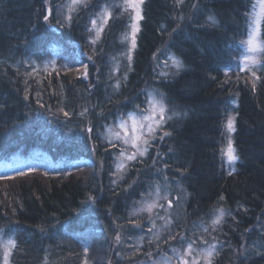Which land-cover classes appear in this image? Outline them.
<instances>
[{"label": "trees", "instance_id": "trees-1", "mask_svg": "<svg viewBox=\"0 0 264 264\" xmlns=\"http://www.w3.org/2000/svg\"><path fill=\"white\" fill-rule=\"evenodd\" d=\"M67 2L51 0L55 19L49 23L43 20L45 0H0V170L9 169L0 173V228L5 238L17 241L10 264H130L145 252L161 253L162 247L171 256L167 247L181 245L164 243L169 232L198 238L197 226L209 223L210 210L218 207L230 215L209 234L210 243L219 242L212 264H264V255L255 254L264 253V54L261 75L253 82L239 60L253 0H144L130 64L120 56L128 48L121 42L127 15L116 18L114 11L93 50L86 28L99 10L95 5L104 0H88L90 6L73 15L71 27H60L55 21L63 19ZM209 15L217 26L206 24ZM165 45L185 67L162 80L156 78L154 54ZM111 57L119 59L120 71L109 79ZM116 79L119 92L112 87ZM145 88L165 93L169 106L182 115L168 125L171 135L154 141L143 162H133L113 186L117 149L104 141L105 126L141 104ZM85 108L86 118L79 115ZM232 110L239 156L234 172L220 151ZM157 151L162 157L153 166ZM164 164L168 188L179 183L185 200L181 217L172 215L160 241L150 244L151 226L135 228L127 215L150 182L160 183L157 169ZM117 224L123 226L120 244L114 240ZM140 237L142 246L132 252Z\"/></svg>", "mask_w": 264, "mask_h": 264}, {"label": "snow or ice", "instance_id": "snow-or-ice-1", "mask_svg": "<svg viewBox=\"0 0 264 264\" xmlns=\"http://www.w3.org/2000/svg\"><path fill=\"white\" fill-rule=\"evenodd\" d=\"M183 0H177V3H182ZM144 0H120V3H116L115 0H104V3L96 4L95 7L98 11H94L89 18L90 27L86 28L88 32L89 44L93 46L96 45L97 41L100 40L105 27L108 25L109 21L114 18V11L116 13V18L127 15L128 18V31L121 34V42L128 45L127 51L120 53L121 57L127 59L131 62L132 52L137 47V34L141 31L140 21L143 20L142 15V5ZM46 4V14L43 15V20L50 23V17H52V6L51 0H45ZM90 5L88 0H69V3L65 4L63 8H66V13L61 12L63 19H56V24L60 27H71L73 20V15L81 8H88ZM194 7H199V5H194ZM253 13L251 15L256 16L257 19L255 23L259 24V16H264V0H256V3L252 5ZM259 9V13L255 12V9ZM55 19V17H52ZM179 20H183L184 17L181 15L178 17ZM206 24L209 26H217L218 22L214 16L209 15L206 19ZM163 28V26H162ZM173 31H176L175 29ZM258 31L254 30L249 33V39L247 41H241V44H246L248 46L247 51L250 53H258L264 51V43H260L257 40ZM160 52V50H158ZM167 56L162 64L157 58V54H154V60H156L157 79H168L170 76L178 75L181 70L185 67L183 60L180 56L171 51L168 45H165L163 52L161 53ZM91 60L92 57H89ZM113 62V67L109 73V79L113 78V73L120 71V61L117 57L110 58ZM244 61L250 66H258V62L254 56L246 55L244 56ZM35 63V62H33ZM54 65V62H52ZM45 71H47L48 63L44 65ZM86 67V66H85ZM39 66L33 68V72L38 70ZM72 69H68L71 71ZM130 70V67L129 69ZM30 75V74H29ZM82 75L86 78L88 73L84 71ZM255 76V72L252 73ZM123 80H127V71L123 74ZM91 87V85H90ZM114 92H119L121 87V80L116 79L115 83L112 85ZM144 99L141 104H134L133 110L128 111L127 114H120L117 119L111 125H106L107 132L103 134V139L107 143L108 148H115L118 150L119 155L114 161L115 171L111 173L116 179L112 181L113 186H116L120 180L123 179L124 175L129 170V165L132 162H143V159L148 156L150 149L153 148L154 141L163 140L164 137L170 136L171 133L164 131L165 125L168 121L172 120L174 117H180L182 113L175 110L169 106L168 98L160 91L158 88H145L143 90ZM39 95V94H38ZM27 99V91L26 96ZM37 104H40V99L36 100ZM235 104V101H232ZM44 105L41 104V107ZM95 107V106H93ZM65 117L69 113L64 112L63 108L59 109ZM88 114V109L85 108L79 113L81 117L86 118ZM99 115L103 116V110L100 111ZM184 116L187 115L186 112L183 113ZM236 117L234 115H227L226 122L224 124L226 132V144H224L220 151L222 157H226L227 161L231 164L239 159L237 155V149L234 146V140L232 139V134L235 133L236 127ZM85 131L88 133L92 132L91 127H86ZM95 151V148L93 149ZM107 151V148L105 149ZM162 154L157 151L156 158L153 159L152 163L155 166L160 162ZM101 167H103V161H101ZM167 164H164L162 168L157 169L158 173L162 176L165 181V187L167 185L168 177L163 175L165 169H167ZM37 169L29 168L28 172H35ZM235 168H232V172ZM24 172H18L17 175H25ZM48 173H44L47 175ZM231 175V172L229 173ZM135 183V181L133 182ZM162 186L159 182L152 181L149 183L146 193L141 194L140 201H135L132 212L130 213L127 223L134 227H143L142 224L137 223L135 218H139L140 214L147 213V220L151 227L148 232L151 234L152 239L149 241H160L161 232L164 228L172 224L171 216L169 210L172 208L173 201L169 199L168 195H161ZM89 200L95 201V197L89 195ZM178 199V198H177ZM223 200L224 198L221 197ZM163 200L165 203H160ZM160 211H163L165 215L161 216ZM247 211V209H245ZM212 214V219L209 223L205 224L204 221L200 222L198 226L203 233H209V230L215 231L218 226L223 222L226 215L230 213L223 207H218L210 210ZM157 219L162 221L160 228L157 227ZM117 233L114 237L115 243L120 244L122 242L120 229L122 225L117 224ZM155 230V231H154ZM195 236V234H193ZM143 241L144 237H140ZM169 240H176L181 247H173L171 251L175 257L176 264H212V258L217 253V247L219 242L209 244L203 236L198 238H193L189 236H181L180 234H172L169 232L167 239L164 243ZM198 242H202L206 247H199ZM17 246V241L14 236H8L5 238L4 229L0 228V253H2V264H10L9 257L12 254L13 249ZM243 247V245H242ZM157 248H159V243H157ZM245 253L248 249H244ZM84 252L87 253L88 249L85 248ZM256 255H264L259 251L255 252ZM152 253H148L151 256ZM87 264V261H85ZM149 264H173V258L167 255H161L158 260H151Z\"/></svg>", "mask_w": 264, "mask_h": 264}, {"label": "rangeland", "instance_id": "rangeland-1", "mask_svg": "<svg viewBox=\"0 0 264 264\" xmlns=\"http://www.w3.org/2000/svg\"><path fill=\"white\" fill-rule=\"evenodd\" d=\"M67 3H69V0H68V2ZM66 3V4H67ZM254 3H256V0H253V4ZM252 4V5H253ZM64 9V13H66V11H67V9L66 8H63ZM253 7H251V9H250V11H249V13H248V33H247V37L244 39V41H247L248 39H249V33H251V32H253L254 30H257L258 31V36L256 37L257 38V40H258V42H260V43H264V41L262 40V38H261V31H262V23H263V19H264V16H259L258 17V19H259V24L257 25L256 23H255V20L257 19V17L256 16H253V15H251L252 13H253ZM255 12L256 13H259V9L257 8V9H255ZM142 15H143V5H142ZM140 26H141V21H140ZM102 35H103V33H102ZM101 35V36H102ZM137 36H138V34H137ZM247 48H248V46L246 45V44H244V45H242V52H241V55H240V58H239V60H240V64H241V70H244L245 72H246V78L248 79V81L249 82H253L254 80H258L259 79V77H260V75H261V70L263 69V54H264V51H262V52H258V53H250V52H248L247 51ZM133 53V52H132ZM160 54H161V52H158V54H157V58H158V60L161 62V64H162V62L165 60V59H167V56H165V57H161V58H159L160 57ZM246 55H251V56H254L255 57V59L257 60V62H258V66H248L247 64H246V62L244 61V56H246ZM155 65H156V60H155ZM84 71H86V70H84ZM253 72H255V76H253L252 75V73ZM170 77H172V76H170ZM236 105V103L233 105V108H234V106ZM230 114L231 115H234V112H233V110L230 112ZM235 116V115H234ZM180 117H174L172 120H170V121H168V123L165 125V127H164V131H167V128H168V125L169 124H171V123H174L175 122V120H178ZM165 138V137H164ZM232 139H233V134H232ZM159 140V139H158ZM159 141H161V140H159ZM115 154V158H114V160L116 159V157L119 155V152H118V150H117V152L116 153H114ZM225 161H226V164H227V167H228V169L229 170H232V168L234 167L235 168V163H236V161L235 162H232L231 164L227 161V159H226V157H225ZM133 163V162H132ZM131 163V164H132ZM130 164V165H131ZM129 165V166H130ZM115 170V169H114ZM7 172H9V169H2V170H0V173H7ZM127 175V173L124 175V177H123V179L125 178V176ZM164 175V174H163ZM115 179H116V177H115ZM121 181V180H120ZM119 181V182H120ZM118 182V183H119ZM160 184H161V186H162V190H161V195L163 196V195H165V194H167L168 195V197H169V199H172V201H173V205H172V208L169 210V214H170V216H172V215H174L175 216V218H180L181 217V215H182V204H183V201L185 200V193H184V190H183V188L181 187V185L179 184V183H174V184H172V187L171 188H168V185H166V187H165V181L162 179V176H161V180H160ZM178 198V199H177ZM140 201V200H139ZM160 203H165L163 200H161L160 201ZM134 206H137L138 207V205H134ZM134 206H132L131 207V209H130V211H129V213H128V217H129V215H130V213L132 212V210H133V208H134ZM165 213L163 212V211H160V215L162 216V215H164ZM147 216H148V214L147 213H142V214H140V216H139V218H135V219H140V218H142V217H145L146 218V220L145 221H143V222H141V220H138L137 221V223H140V224H142V225H144V224H146V225H150V223L148 222V220H147ZM144 223V224H143ZM156 223H157V226H160L161 227V225H162V221H160L159 219H157V221H156ZM151 226V225H150ZM198 227V226H197ZM136 228V227H135ZM155 231V230H154ZM148 233V232H147ZM146 233V236L147 237H151V235L148 233L147 234ZM163 233V231L161 232V234ZM210 233H212V230L210 229L209 230V233H203L201 230H200V232L198 233V237H200V236H203L204 237V239L205 240H207V241H209L208 240V237H209V234ZM152 238V237H151ZM136 241V246L135 247H132V252H134V249L135 250H137V248H140V246H142V242L143 241H141L140 240V238H138V239H136L135 240ZM209 244H211L210 243V241L208 242ZM207 245H204L202 242H199V247H206ZM171 247H173L172 245H170V247L168 246L167 248H168V252L170 253V255L171 256H168V257H172L173 258V264H176V261H175V257L173 256V253H172V251H171ZM164 249H166L165 247H162L161 248V251L163 252H161V253H156V251H153V252H149V253H152V255L151 256H148V252H145V253H143L144 255L142 256V257H136V258H134L133 259V263H130V264H149V262L151 261V260H158V259H160V257H161V255H164V254H166V253H164V252H166ZM138 254V253H137ZM130 259L132 258V256H130L129 257Z\"/></svg>", "mask_w": 264, "mask_h": 264}]
</instances>
